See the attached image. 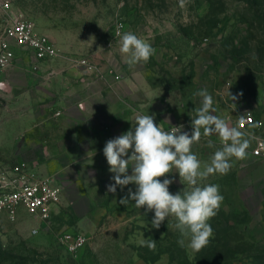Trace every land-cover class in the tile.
<instances>
[{
  "label": "rangeland",
  "instance_id": "374dc122",
  "mask_svg": "<svg viewBox=\"0 0 264 264\" xmlns=\"http://www.w3.org/2000/svg\"><path fill=\"white\" fill-rule=\"evenodd\" d=\"M6 3L47 34L61 57L86 60L99 72L105 62L119 69L127 55L120 51L117 33L131 31L156 50L148 67L163 75L169 88L180 89L188 99L191 94L195 108L202 99L195 93L207 89L212 114L235 127V118L250 111L263 126L244 134L247 155L231 157L227 174L198 180L218 185L224 198L209 221L213 236L199 252L187 247V240L184 247L177 243L181 237L174 217L156 229L154 210L145 214L146 206H134L125 216H104L87 232L57 223L33 233L28 222L0 215V264H264V149L257 150L255 143V137L264 139V25L252 21L254 11L241 0H0V37ZM9 99L0 87V136L12 133L16 124L6 107ZM222 147L218 134L202 135L191 151L203 169ZM14 149L22 151L20 145H0L1 167L18 161L10 155ZM165 178L173 180L172 194L189 187L175 169L161 182ZM62 231L87 236L77 255L60 244ZM144 239L155 240V249L141 246Z\"/></svg>",
  "mask_w": 264,
  "mask_h": 264
},
{
  "label": "crops",
  "instance_id": "0c3cea01",
  "mask_svg": "<svg viewBox=\"0 0 264 264\" xmlns=\"http://www.w3.org/2000/svg\"><path fill=\"white\" fill-rule=\"evenodd\" d=\"M18 51L0 72V87L10 98L6 107L16 123L12 133L0 136V145H20L22 151L14 149L10 155L30 163L39 174L55 177L63 188L49 227L26 213L18 220L28 222L36 233L57 223L90 231L104 216L127 215L134 201L127 206L119 201L136 186L107 191L114 174L103 154L106 142L135 127L137 115L147 114L165 131L182 125V131L191 134L192 95L188 99L180 89L169 88L147 63L129 66L127 57L119 69L105 62L99 72L72 57L40 62L31 52Z\"/></svg>",
  "mask_w": 264,
  "mask_h": 264
},
{
  "label": "clouds",
  "instance_id": "9594fccd",
  "mask_svg": "<svg viewBox=\"0 0 264 264\" xmlns=\"http://www.w3.org/2000/svg\"><path fill=\"white\" fill-rule=\"evenodd\" d=\"M117 34L121 37L120 51L127 55L126 63L129 66L147 63L155 55L156 50L152 45L133 32ZM195 95L202 99L200 106L194 109L191 134L182 131V125L172 126L165 131L154 122L153 115H137L135 127L108 140L103 154L109 171L114 174V183L107 186V191L114 194L117 186L122 190L125 186L134 184L136 190L129 189L128 195L121 198L119 203L127 206L131 200L138 209L146 206L145 214L154 210L151 224L156 229H159L166 218L169 220L174 217L176 222L173 227L181 237L177 243L184 247L187 240V247L199 252L213 236L209 221L217 215L224 198L218 185H201L198 180L212 174H227L231 168L230 158L244 159L249 141L243 138L244 133L237 127H229V121L212 114L215 112L213 98L207 89H201ZM231 99L235 100L237 97L231 96ZM212 134L219 135L223 147L214 152L211 162L202 169L191 146L202 135ZM209 145L211 146V141ZM173 169L178 172L181 183L183 181L189 186L177 194L169 191L173 180L165 178L161 182L159 179L167 177ZM140 244L149 250L156 247L155 240L144 239Z\"/></svg>",
  "mask_w": 264,
  "mask_h": 264
},
{
  "label": "built area",
  "instance_id": "2783aa9c",
  "mask_svg": "<svg viewBox=\"0 0 264 264\" xmlns=\"http://www.w3.org/2000/svg\"><path fill=\"white\" fill-rule=\"evenodd\" d=\"M6 25L0 37V72L15 60L18 50H27L40 62H49L60 56V50L53 40L40 31L36 24L22 13L10 10L6 3ZM84 68H90L86 60L80 61ZM234 126L244 134L250 128H260L263 121L250 111L235 118ZM257 150L264 149V139L255 137ZM63 188L53 176L37 173L30 163L19 161L7 167L0 166V215L16 222L21 214H28L45 227L51 225L56 208L61 204ZM37 232L36 228L32 229ZM60 244L67 252L77 255L87 241L83 233L62 231L58 234Z\"/></svg>",
  "mask_w": 264,
  "mask_h": 264
},
{
  "label": "trees",
  "instance_id": "16d2710c",
  "mask_svg": "<svg viewBox=\"0 0 264 264\" xmlns=\"http://www.w3.org/2000/svg\"><path fill=\"white\" fill-rule=\"evenodd\" d=\"M246 9L249 11H254L253 13V22L258 23L259 25H264V1L263 0H241ZM185 261V259H184Z\"/></svg>",
  "mask_w": 264,
  "mask_h": 264
},
{
  "label": "water",
  "instance_id": "95a60500",
  "mask_svg": "<svg viewBox=\"0 0 264 264\" xmlns=\"http://www.w3.org/2000/svg\"><path fill=\"white\" fill-rule=\"evenodd\" d=\"M4 90V89H3ZM231 125H229V127H231V126H233V124L232 123H230Z\"/></svg>",
  "mask_w": 264,
  "mask_h": 264
}]
</instances>
